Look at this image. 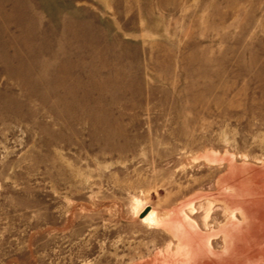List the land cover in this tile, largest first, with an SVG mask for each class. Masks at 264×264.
Segmentation results:
<instances>
[{
    "label": "rangeland",
    "instance_id": "1",
    "mask_svg": "<svg viewBox=\"0 0 264 264\" xmlns=\"http://www.w3.org/2000/svg\"><path fill=\"white\" fill-rule=\"evenodd\" d=\"M226 150L264 164V0H0V264H186Z\"/></svg>",
    "mask_w": 264,
    "mask_h": 264
},
{
    "label": "bare ground",
    "instance_id": "2",
    "mask_svg": "<svg viewBox=\"0 0 264 264\" xmlns=\"http://www.w3.org/2000/svg\"><path fill=\"white\" fill-rule=\"evenodd\" d=\"M205 153L198 159L226 172L217 178L213 190L201 189L186 197V203H178L163 223L179 239L186 264H264V164L238 165L239 155L227 150ZM197 187L196 182L186 186V194ZM144 209L141 204L139 212ZM159 219L155 209L142 218L155 223Z\"/></svg>",
    "mask_w": 264,
    "mask_h": 264
},
{
    "label": "water",
    "instance_id": "3",
    "mask_svg": "<svg viewBox=\"0 0 264 264\" xmlns=\"http://www.w3.org/2000/svg\"><path fill=\"white\" fill-rule=\"evenodd\" d=\"M147 212H148V210L145 211V212L142 214L141 218H143Z\"/></svg>",
    "mask_w": 264,
    "mask_h": 264
}]
</instances>
